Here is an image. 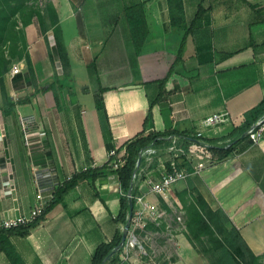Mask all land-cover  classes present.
I'll return each mask as SVG.
<instances>
[{"label":"crops","instance_id":"0c3cea01","mask_svg":"<svg viewBox=\"0 0 264 264\" xmlns=\"http://www.w3.org/2000/svg\"><path fill=\"white\" fill-rule=\"evenodd\" d=\"M182 3L185 22L179 28L173 25L169 0H48L59 17L71 77L63 76L58 59L51 61L56 39L44 11L41 21L35 18L25 28L41 92L25 82L15 85L10 73L5 76L13 100L26 94L22 98L31 101L17 105L11 115L0 112V223L30 216L43 171L52 170L62 183L108 161L97 104L88 100L100 87L107 90L103 98L117 148L142 133L158 94L155 82L167 76L183 43V62L166 86L179 89L167 114L160 106L153 108L155 128L146 134H195L203 120L227 113L231 122L206 130L204 139L212 146L231 144L229 134L243 127L246 113L264 100V0ZM138 4L144 6L149 33L140 52L126 12ZM201 7L200 27L187 34ZM18 66L25 76L27 64ZM57 77L63 84L61 108L49 90ZM23 119L31 122L27 130ZM122 196L116 174L95 183L81 181L29 236H14L12 242L26 264H91L97 247L122 228L116 222ZM173 196L188 218L187 207L201 201L223 212L264 262V134L258 143L241 136L226 159L180 183ZM147 198L170 208L159 195ZM179 242L178 258L171 264L188 262L192 245L185 235ZM0 264H11L2 251Z\"/></svg>","mask_w":264,"mask_h":264},{"label":"trees","instance_id":"16d2710c","mask_svg":"<svg viewBox=\"0 0 264 264\" xmlns=\"http://www.w3.org/2000/svg\"><path fill=\"white\" fill-rule=\"evenodd\" d=\"M35 1L37 0H0V84L2 86L3 98L1 113L5 116L13 114L17 105L27 104L31 101L30 97L18 98L16 101L13 100L6 88L5 76L10 73L15 62H25L28 67V72L25 76L19 74L14 77L13 82L15 85L18 82H25L27 86H33L36 93L41 92L37 83L36 73L29 53V45L25 32V28L32 24L35 18L39 21L43 18L41 11L35 10L32 5ZM169 2H171L173 25L175 27L183 28L185 19L182 0H169ZM126 12L130 19L135 47L137 52H140L149 34L145 22L144 6L143 4H138L134 7L128 8ZM174 12H176L177 15H174ZM47 13L51 19L52 26L54 27L56 39L55 47L50 50L51 61L54 63L55 59H58L63 69V76L69 78L71 77L72 72L71 62L59 26V17L52 7H47ZM204 13L205 11L201 7L196 21L191 25L187 34L197 27H200V22L198 21L203 17ZM183 48L184 43L182 44L179 55L167 76L164 79L155 82L158 86V94L155 99L150 102V111L144 124V131L135 138L127 141L119 148H117L114 142V137L109 124V116L103 98V94L107 90L100 87L99 92L96 94V104L106 149L109 154L112 151H115L118 155L123 150H126L125 164L117 170L113 169L117 157L110 156L104 165L99 167H88L86 170L74 174L70 179L65 180L55 189L53 192V198L45 206L42 214L33 222L11 229L0 228V251L7 256L11 264H26L25 260L14 246L12 237L29 236L32 230L40 226L46 220L47 215L57 205L65 203L66 196L69 192L75 189L81 181L95 183L98 180H106L110 175L116 174L123 191L121 212L116 218V222L126 225L128 223L127 217L132 213L131 202L127 197V194L133 186L134 174L137 171V164L141 158L143 150L149 147L166 146L168 141H166L165 138L171 135L187 136L188 138L184 140V143L188 150L195 148L205 156L210 157L215 161H220L226 159L231 154L235 146V141L243 135L246 136V133L254 126V124L264 117L263 100L260 104L246 113V121L243 127L235 129L229 134L228 137L232 139V142L227 148L217 146L209 148L203 147L195 138L190 136L191 132L187 131L169 130L163 133L154 131L146 134V130L155 128L153 115V108L155 106H160L165 114L170 111L171 97L178 91L179 86H176L173 91H168L166 86L172 75L178 72V66L183 62ZM49 90L53 91L58 108H61L60 93L63 90V84L59 78L50 84ZM187 209L189 212L188 229L191 236L198 240L207 236L210 237L212 241L216 243L217 248L221 250L219 264H264L263 257L257 256L252 252L241 237L238 229L223 212L219 211L231 226L232 236H234L232 241H224L216 229L211 225L212 219L218 215V212L213 211L206 203L201 201L198 205L191 204ZM122 239L123 232L119 230L112 241L100 244L92 257L91 264H120L117 248L121 245Z\"/></svg>","mask_w":264,"mask_h":264},{"label":"built area","instance_id":"2783aa9c","mask_svg":"<svg viewBox=\"0 0 264 264\" xmlns=\"http://www.w3.org/2000/svg\"><path fill=\"white\" fill-rule=\"evenodd\" d=\"M22 73L19 66L15 65L10 74L15 77ZM22 124L25 130L31 123L23 119ZM231 118L227 113L215 114L203 120L200 129L191 134L203 147H215L204 139V132L208 129L229 124ZM264 134V117H262L246 133V136L253 142L258 143ZM187 136L171 135L165 138L168 144L164 147H149L142 151L141 164H137V171L134 174L133 186L127 197L134 204V210L128 215V223L122 225L121 231L127 234L126 240L118 247L119 260L123 264L143 263L148 259L156 264L160 255L165 256L166 261H171L173 253L178 256L180 249L179 236H184L187 226L183 220V211L176 214L175 221L170 220L167 212L156 206L150 200L149 195H159L171 207L175 208L176 200L173 196V189L180 183L187 181L193 175H201L206 169L215 164V160L205 156L202 152L193 148L188 150L184 140ZM218 146V145H217ZM230 143L218 147L227 148ZM199 153V154H198ZM203 154V157L200 155ZM126 150L119 155L115 151L109 154L116 156L113 169L121 168L125 162ZM143 162V164H142ZM39 180V192L37 205L28 217H18L1 221L0 228L11 229L27 225L33 222L41 214L48 202L53 198V192L61 184L52 170H45L37 176ZM129 225V229L126 226ZM153 226V227H152ZM176 226V229H175ZM154 228L155 230H151ZM165 238V244L160 247L156 240ZM168 248L173 247L172 252ZM147 260V261H148Z\"/></svg>","mask_w":264,"mask_h":264},{"label":"rangeland","instance_id":"374dc122","mask_svg":"<svg viewBox=\"0 0 264 264\" xmlns=\"http://www.w3.org/2000/svg\"><path fill=\"white\" fill-rule=\"evenodd\" d=\"M32 5L34 6V9L37 11H41L42 15L44 11H47V7H48V0H37L34 3H32ZM19 62H15L13 67L15 65L18 66ZM12 67V68H13ZM7 88V87H6ZM31 91H36L35 88H32ZM18 95H16V98ZM29 97V96H28ZM88 100H91L92 103L95 102L96 103V96L94 94H92ZM3 106V98H2V86L0 84V112ZM178 191L176 192L177 196ZM175 208H167L166 204H164L163 201H160V206L162 208V210L167 212V216L169 219H174L175 218V214H179L180 212H182V208H180L178 206V203L175 202L174 203ZM218 215H216L212 221H211V225L216 229V231L220 234V237L224 240V241H232L234 239V236H232V230H231V226L230 224L227 222V220L225 219V217H223V215L221 214V212L217 211ZM188 213L187 215H185L184 211H183V220L185 225L187 226V231L185 232V236L186 239L190 242V244L192 245V249L189 248V255L187 258V264H219V258H220V254H221V250H219L217 248V245L214 241H212V239L210 237H204L201 240L191 236L190 231L188 229ZM151 230H155L154 228H151ZM176 229V226H175ZM165 238L156 240V243L162 247L165 243ZM171 250L172 252L174 251L173 247L168 248L167 246V251ZM177 256L173 253L171 261H166L165 260V256L164 255H160L156 261V264H171L172 262H175L177 260ZM148 259H144V262L141 264H155L153 262H151ZM138 263V262H137ZM121 264V263H120ZM123 264H131L129 262H125Z\"/></svg>","mask_w":264,"mask_h":264},{"label":"water","instance_id":"95a60500","mask_svg":"<svg viewBox=\"0 0 264 264\" xmlns=\"http://www.w3.org/2000/svg\"><path fill=\"white\" fill-rule=\"evenodd\" d=\"M23 95H26V94H21V95H20V98H22V96H23ZM138 164L140 165V164H141V161H139V162H138ZM133 210H134V204L131 202V212H133ZM126 229H127V230L129 229V225H128V226H126ZM126 237H127V234H126V233H124V234H123L122 243H124V242H125V240H126ZM122 243H121V244H122ZM117 250H118V248H117Z\"/></svg>","mask_w":264,"mask_h":264}]
</instances>
